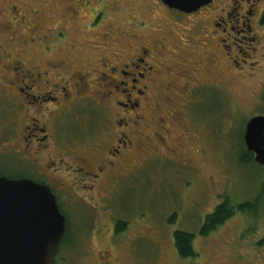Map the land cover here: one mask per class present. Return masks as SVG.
<instances>
[{"label": "flooded vegetation", "instance_id": "1", "mask_svg": "<svg viewBox=\"0 0 264 264\" xmlns=\"http://www.w3.org/2000/svg\"><path fill=\"white\" fill-rule=\"evenodd\" d=\"M63 1V17L78 24L41 29L48 14L36 12L31 19L20 0H0V38L24 37L21 44H31L10 51L0 42V100L11 113L4 128L8 131L4 155L11 159L10 169H17L0 176L31 179L55 195L66 231L54 264L69 262L68 252L83 250L89 234L106 238L110 231L111 248L110 241L127 229H120L125 221L115 216L118 188L134 180L149 162L164 158L163 150L181 165L183 139L193 142L192 130L198 126V91L203 85L220 86L200 81L198 73L210 74L215 64L230 69L236 80L251 79L264 67V36L258 32L264 26V0H213L191 13L161 0L166 14L161 16L150 6L155 33L146 38L122 29L87 38L91 28L104 24V0ZM145 24L142 20L138 25ZM233 33H244L252 47L244 51ZM231 37L234 42L228 43ZM214 40L220 43L218 50H212ZM56 42L67 45L70 53L57 55ZM76 51L79 58L74 57ZM259 51L261 59L256 60ZM201 53L206 55L202 61ZM239 54L244 58H235ZM81 104L92 117L78 134L74 115ZM78 204L86 209L82 218L90 220L74 224L66 213ZM113 218L111 229L107 219ZM137 238L146 242L134 248L136 254L130 253L129 261L101 250L98 243L96 264H162V242L148 232ZM261 241L256 239L258 245Z\"/></svg>", "mask_w": 264, "mask_h": 264}, {"label": "rangeland", "instance_id": "2", "mask_svg": "<svg viewBox=\"0 0 264 264\" xmlns=\"http://www.w3.org/2000/svg\"><path fill=\"white\" fill-rule=\"evenodd\" d=\"M20 2L28 18L33 19L36 12L48 14L47 19L41 21V29L45 25H65L68 28L78 24L69 17H63V0H20ZM104 2L106 4L104 24L102 27L91 28L86 34L87 38H94L98 36L97 32L103 33L110 29L133 31L142 38L153 36L155 32L151 28L155 19L149 17L150 6L155 7L157 14L161 16L166 14L161 0H104ZM217 4L220 5V2L215 6ZM6 10L5 3V15ZM142 20H145L146 24L139 26V21ZM258 32L264 36V26ZM233 35L237 37V41H241L239 45L244 51L252 47L244 40V33L241 35L233 33ZM16 36L20 37V35ZM23 39L24 37L12 40L0 38V42L6 49L17 51L31 46L30 43L22 45ZM69 40L70 37L67 42ZM233 42L234 39L231 37L228 43ZM55 44L57 55L70 53L69 47L64 43ZM211 44H213L212 50L221 47L216 40ZM96 52L94 50V53ZM73 53L75 58H79V52ZM234 53L236 54L235 48ZM198 56L201 61L206 58L203 53ZM235 56V58H244L241 54ZM217 59L222 60L219 53ZM260 59L259 51L256 60ZM205 62L211 69L210 63ZM225 63L228 64V61ZM213 69L210 74L207 70L198 73L200 81L219 83L220 86L217 88L203 85L198 91L197 120L191 114V117L198 122V126L192 130L195 135L193 142L186 137L183 139L185 142V146L181 149L183 158L179 160L182 166L170 161L172 159L168 158L163 150L164 158H156L149 162L144 170L137 173L134 180L132 178L128 184L118 188L116 197L113 198L115 216L128 225L124 233L117 234L118 237L110 241L111 248L107 243L110 231L106 232V238H101L103 234H89L86 236L84 245L86 247L83 246V250L68 252L69 262L59 264L100 263V260L96 259L100 255L97 253L98 243L101 250H109L121 260L129 261L133 259L129 254H136L137 250L134 248H141L146 242L142 239L137 240V236L146 232L162 242L164 246L162 264H193L194 262L264 264V244L258 245L256 242V239L264 237V166L253 161L248 163L242 161L246 153L244 133L247 122L253 116L264 114V67L260 71L257 70L256 77L251 79L241 77L238 80L232 78L230 69L226 70L221 66L218 68L215 64ZM180 103L182 104L183 101ZM82 106L81 104L78 108L76 105L75 108L74 116L78 124L74 126V130L78 134L82 133L86 122L90 120V115L92 117V113ZM91 106L93 107V104ZM89 109L91 110V107ZM10 118V110L0 100V173L6 174L17 172V169H10L8 164L11 159L4 155L3 146L8 136V131L4 128L9 125ZM188 166L192 169L186 168ZM226 199L233 205L254 202L257 199L259 204L254 212L236 211L235 215L217 230L207 236L201 235L200 230L207 215ZM85 211V207L78 204L76 209L66 214L75 224L81 219L90 220L89 217L82 218ZM107 222L111 228L116 218L107 219ZM178 230L196 235L195 259L178 256L173 237L174 232ZM94 244H97L96 249L93 247ZM125 263L114 262V264ZM135 264L141 263L135 261Z\"/></svg>", "mask_w": 264, "mask_h": 264}, {"label": "water", "instance_id": "3", "mask_svg": "<svg viewBox=\"0 0 264 264\" xmlns=\"http://www.w3.org/2000/svg\"><path fill=\"white\" fill-rule=\"evenodd\" d=\"M191 13L213 0H162ZM244 141L264 166V115L247 122ZM66 219L50 188L31 179L0 176V264H54Z\"/></svg>", "mask_w": 264, "mask_h": 264}, {"label": "trees", "instance_id": "4", "mask_svg": "<svg viewBox=\"0 0 264 264\" xmlns=\"http://www.w3.org/2000/svg\"><path fill=\"white\" fill-rule=\"evenodd\" d=\"M244 146H246L245 142H244ZM245 148H246V153L244 155V158H242V161L244 163L246 162L248 163L252 161L255 162L254 153L249 152L247 150V147ZM258 204H259L258 199L255 200L254 202H245L238 205H233L228 199H226L222 203L218 204L212 213L207 215L206 220L200 230V234L203 236H207L210 233L214 232L215 230H217L219 226L223 225L227 220L232 218L235 215L236 211L254 212ZM122 224L123 226H121L120 229H125L128 225V223L126 222H122ZM195 236L196 235L193 233H189L181 230L174 232L173 237L175 241V247L178 252V255L181 258H191L197 256V252L194 247ZM260 244H264V237L260 242Z\"/></svg>", "mask_w": 264, "mask_h": 264}]
</instances>
